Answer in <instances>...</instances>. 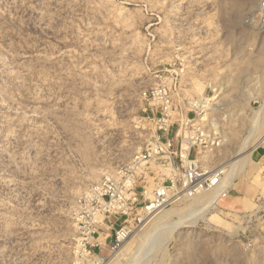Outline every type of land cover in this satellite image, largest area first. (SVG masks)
<instances>
[{
	"label": "rangeland",
	"instance_id": "1",
	"mask_svg": "<svg viewBox=\"0 0 264 264\" xmlns=\"http://www.w3.org/2000/svg\"><path fill=\"white\" fill-rule=\"evenodd\" d=\"M260 2L0 0V264H264V147L252 149L264 137ZM257 57L214 115L227 143L212 163L246 142L251 152L228 197L205 212L210 193L166 209L119 254L107 226L87 242L88 190L156 133L145 94L177 73V104L213 97L209 86Z\"/></svg>",
	"mask_w": 264,
	"mask_h": 264
},
{
	"label": "built area",
	"instance_id": "2",
	"mask_svg": "<svg viewBox=\"0 0 264 264\" xmlns=\"http://www.w3.org/2000/svg\"><path fill=\"white\" fill-rule=\"evenodd\" d=\"M260 5L264 15V0ZM175 74L174 77L170 73L171 84L160 81L145 94L150 110L157 109V130L146 148L88 190L90 212L80 221L87 242L96 236L100 238L99 230L107 226L113 232L108 237L109 249L117 251L152 217L223 186V165L217 167L212 163L227 143L214 117L223 109H211L210 95L177 104L175 95L183 91ZM157 78L167 79L160 75ZM208 89L214 95L210 86ZM193 150L195 158H191ZM231 189H225L221 198H227ZM97 246L101 244L90 248ZM90 248L85 245L83 249L87 258L95 257Z\"/></svg>",
	"mask_w": 264,
	"mask_h": 264
},
{
	"label": "bare ground",
	"instance_id": "3",
	"mask_svg": "<svg viewBox=\"0 0 264 264\" xmlns=\"http://www.w3.org/2000/svg\"><path fill=\"white\" fill-rule=\"evenodd\" d=\"M234 22V21H233ZM230 33V32H229ZM227 39H228V41H233L234 39H235V36L233 35V34H228V36H227ZM259 54H261V50H260V52H259ZM259 60H260V57H257V58H251L250 60H249V62H248V64H247V67H240V68H237L236 70H235V75H234V77H233V80H232V82H231V80H226V78H221V81L219 80V83H218V85H216L215 87L216 88H212V90L214 91V96L212 97V99H211V109L212 110H218L219 108H220V106H222V105H224V106H227L228 105V102H226L225 100H226V98H227V95H226V93L228 92L227 90H226V88H228L229 86L231 87L230 89H235V85H236V83L238 84V82H239V80L241 79L240 77L241 76H245V77H247V75H248V70L249 69H257L258 68V66H259ZM232 66V65H231ZM242 66V65H241ZM232 68V67H231ZM227 71V70H226ZM260 72V71H259ZM249 74H251V73H249ZM233 76V75H232ZM257 76H258V74H257ZM252 77V76H251ZM232 78V77H231ZM248 79H249V76H248ZM233 83H235V84H233ZM241 84V83H240ZM243 86H245V85H243ZM206 88H207V86H206ZM243 88V87H242ZM244 88H246V86L244 87ZM241 90H243V89H241ZM240 90V91H241ZM245 90V89H244ZM239 91V92H240ZM229 92H230V90H229ZM199 94V98L201 99V98H203V97H208V96H205V93L204 94H202V93H198ZM229 94V93H228ZM229 97V96H228ZM211 98V97H210ZM239 98V97H238ZM228 100V99H227ZM234 100V99H233ZM233 102V101H232ZM231 102V103H232ZM239 102V101H238ZM236 105H237V101L236 102H234ZM234 103H232V104H234ZM241 103V102H240ZM247 103H249V101L247 102ZM232 104H229V105H232ZM243 105V104H242ZM241 105V106H242ZM248 105V104H247ZM235 108V107H234ZM257 115V114H256ZM256 125H255V128H256V130H258L260 127H261V125H263V124H261L260 122H259V120H258V115H257V117H256ZM261 125H260V124ZM253 134V133H252ZM249 139V138H248ZM249 141V140H248ZM247 143V142H246ZM245 143V145L243 146L244 148H246V144ZM254 146V145H253ZM260 146H263L264 147V137L261 139V141L259 142V143H257L255 146H254V148H252V149H256V148H258V147H260ZM243 147H242V150L240 151V153L237 155V156H235V158H233V159H231L230 161H228L226 164H224L223 165V167H221V169L222 170H224V172H225V178H224V183H223V186L221 187V188H219V189H217L216 191H214V192H212V193H210L211 195H209V197L208 196H206V197H208V198H206L204 201V203H202V206H201V208L198 210V212H205L207 209H209V208H211V207H214L215 205H216V203L218 202V201H220L219 200V198L220 199H222L221 198V195L223 194V192H224V190L225 189H227L228 187L230 188V187H232L233 186V182H234V180H235V178H236V176H237V174L238 173H243L244 172V170L247 168V166H249V165H251L250 163L252 162L251 161V157H250V155H251V152H249L248 150H244L243 149ZM251 149V150H252ZM206 157V156H205ZM164 216V215H163ZM155 217V216H154ZM181 217V222H178V223H176L177 225H175V227H177V226H181V227H185V226H183V224H185V223H190V221H192V219L191 218H189V219H187L188 217L186 216V215H184L183 217L182 216H180ZM163 218H165V217H161V218H159V222H160V220H163ZM151 219H153V217L151 218ZM151 219H150V221H151ZM166 219V218H165ZM158 221V220H157ZM163 222V221H162ZM146 224H148V222L146 221L145 222V224L143 225V227L146 225ZM162 224V225H161ZM160 224V226L161 227H163L164 225H163V223H161ZM192 224H193V222H192ZM173 226V225H172ZM159 227V226H158ZM174 227V228H175ZM141 229V228H140ZM139 229V230H140ZM137 230L121 247L122 248H124L126 245H129L132 241H133V239H135V237H137V235H139V233H140V231L142 230ZM154 232V231H153ZM158 234V232H156L155 231V234ZM154 234V235H155ZM153 235V236H154ZM149 237H150V235L148 236V239H149ZM139 243V242H138ZM141 246H138V248H140ZM121 248V249H122ZM141 249V248H140ZM119 251V250H118ZM117 251V254H119V252ZM137 251H139V250H137ZM104 262H105V260L106 259H102ZM104 264H106V262L104 263ZM108 264V263H107Z\"/></svg>",
	"mask_w": 264,
	"mask_h": 264
},
{
	"label": "water",
	"instance_id": "4",
	"mask_svg": "<svg viewBox=\"0 0 264 264\" xmlns=\"http://www.w3.org/2000/svg\"><path fill=\"white\" fill-rule=\"evenodd\" d=\"M246 204V203H245Z\"/></svg>",
	"mask_w": 264,
	"mask_h": 264
}]
</instances>
